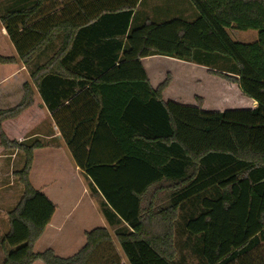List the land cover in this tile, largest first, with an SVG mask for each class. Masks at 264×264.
<instances>
[{
	"label": "trees",
	"instance_id": "16d2710c",
	"mask_svg": "<svg viewBox=\"0 0 264 264\" xmlns=\"http://www.w3.org/2000/svg\"><path fill=\"white\" fill-rule=\"evenodd\" d=\"M47 1L0 6V28L18 53L0 55V63L29 64L59 39L31 78L76 164L104 198L108 224L124 225L115 238L128 264H264V0H188L198 13L192 20L133 25L140 0H74L71 19L44 11ZM101 23L119 27L104 31ZM228 29L258 37L234 41ZM79 54L84 59L71 66ZM153 55L225 62L214 74L257 106L207 111L166 101L171 76L154 88L143 64ZM22 91L18 103L0 102V154L24 157L14 173L23 194L8 212L1 264H127L103 227L86 232L72 256L35 252L57 206L30 180L44 142L25 138L48 114L31 83Z\"/></svg>",
	"mask_w": 264,
	"mask_h": 264
},
{
	"label": "crops",
	"instance_id": "0c3cea01",
	"mask_svg": "<svg viewBox=\"0 0 264 264\" xmlns=\"http://www.w3.org/2000/svg\"><path fill=\"white\" fill-rule=\"evenodd\" d=\"M95 1L97 0H86V3L95 4L94 3ZM170 1L178 3V2H183L185 0H170ZM0 2H2L0 6L1 8H3L7 0L6 1L1 0ZM106 2L107 0H98L97 4L104 5L106 4ZM143 2H144L143 0H140V2L137 4L134 10V19H135L138 7ZM185 2H188V0ZM50 4L52 5L50 6ZM166 7L158 11V13L160 14L161 20H167V19H171L174 17H181L185 20H192L189 17L184 16L183 15L184 11L182 9L179 10L178 8H176L177 7L176 5H173V9L171 7H167V8ZM66 8H69V13L66 15H63L62 11ZM46 10L55 13L57 17H60V18L69 17L68 19H71L75 17L76 5H75L74 0H48L44 6V11ZM147 18L151 19V17L148 16L146 18L141 19L140 21H144ZM133 24H137V23H132V25ZM100 26H103V28L105 29L104 31H110L111 28L119 27V23H101ZM1 38L2 40L5 38H7V40L9 39L8 41L5 40V44L10 43L12 47L14 48L16 54L7 56V55H2V53L0 52V55L5 56V57L18 58L17 50L13 42L11 41L10 36L8 35L6 31V28L3 25H1V28H0V39ZM58 40L59 39H57V41H55L50 46H47L46 48H44L39 54L36 55V57L29 64H24L20 60H18L15 63H11V64H1L0 63V102L8 103V104L18 103L21 100L22 95H23V91H22L23 84L26 82H29L33 86V90L35 91L37 98L41 102V106H43V108L47 111V114H48L47 118L44 121H42L39 125H37V127L34 129L33 133L30 134V136L25 138V140L26 139H39L44 142V146L42 148L36 149L34 152V162H33V166H32L31 173H30V180L32 184L33 182L34 184L36 183V185H38L39 190L42 191L44 194H46L57 206L56 211L53 214L51 221L47 225L46 230L43 235H45L46 232H49L50 230H56L54 232L58 234L60 231L63 230V227L66 225L70 226V228H73L72 231L75 229L77 231L82 230V234L84 237V241H83L84 243L79 245L80 248L76 249V252H77L81 249V247L86 242V236H85L86 232L91 231L98 227H103V228H108L110 232L113 231V234L112 233L111 234L115 235L116 230L124 225L121 224V225L113 227L108 224V221L106 217L104 216L103 211L101 210L102 208H106L104 205L106 202L104 198L99 193H96V192L94 195L101 196V201L99 203L100 205L99 210L98 212H95V213L92 212V215H89V212L94 210L95 202H94L93 197L95 196L92 197V195H90L87 189V186H85L82 179L83 178L88 179L90 183H91V180L84 174L81 168L76 164L72 156L71 150L67 146L65 139L63 138V135L60 132L59 127L57 126L52 114L48 111L39 93L38 88L32 81V78H31L32 71L35 70L38 66H40L44 62H46L54 54L59 44ZM86 42L87 40L85 41V43ZM83 59H84V56L82 54H79L75 58V61L70 62L71 66L76 65V63H78L79 61L81 62ZM147 60H151V67H158V66H162V64L166 62L167 60L177 61L179 59H175L172 57H166L162 55H153V56L146 57L143 59V64L148 72L149 79L152 82L151 84L154 88H156L155 83H153L152 81L150 66H147L146 64ZM179 61L184 62L182 60H179ZM213 76L214 75L206 74L205 78H207L206 80L214 81L212 79ZM235 85H236V89L238 90V93L241 95L239 99L243 100V97L245 96L242 94L239 86L237 84ZM221 88L224 91H226V93L230 94L228 91L230 90L229 87L225 88L223 87V84H221ZM164 98L166 101L175 100L179 102L178 99L166 98V97ZM248 103L247 104L250 107H247V108L252 109L257 106V102L253 99L248 101ZM189 105H195V104H189ZM242 105L243 104L241 105L235 104V106L237 107H242ZM220 107H224V106H220ZM225 107L226 108H221L219 110H211L209 106H207L206 97H205V104L202 105V108L207 111H224L227 109H243V108H229V106H225ZM42 137L45 138L47 141H44ZM37 155L40 158H37ZM58 155H60V158L65 162V166L67 165V161H66L67 157L70 158L68 160V163H69V165L67 166L68 170H66L64 166L63 167L59 166L61 167V169H59V167H56L55 172L57 176L54 175L52 178L50 177V179H48V182L43 184V182L45 181L47 177L46 174H49V172L44 171V168H43L44 163H46L47 160L52 161ZM56 180L60 182L61 194H59L57 187L54 186V183ZM88 208H90V211L86 212ZM95 219L102 222V224L95 225ZM58 228L60 231L57 230ZM40 239L37 241V243L40 241ZM114 241H117V240L114 239ZM118 248L123 253L121 247L119 246ZM34 250H35V247H34ZM35 252H40V251L36 250ZM76 252H74L73 254H75ZM73 254H71L70 256H72ZM63 257H66V256H63ZM125 260H126V263L128 264L126 257H125ZM39 263L43 264L40 261Z\"/></svg>",
	"mask_w": 264,
	"mask_h": 264
},
{
	"label": "rangeland",
	"instance_id": "374dc122",
	"mask_svg": "<svg viewBox=\"0 0 264 264\" xmlns=\"http://www.w3.org/2000/svg\"><path fill=\"white\" fill-rule=\"evenodd\" d=\"M143 1L144 2L137 9L135 16L137 20L134 19V23H138L141 19L146 18L148 16L151 17L150 20L152 21H160L161 19L158 11L162 10L166 6L171 7L173 9V5H176V8H178L179 10L182 9L184 11L183 15L189 17L190 19L195 18L198 15L196 9L192 6V4L189 1L185 2L187 0L178 3L171 2L170 0ZM8 2H6L4 6H6ZM1 3L2 2H0V4ZM51 5L52 4H50V6ZM228 32L234 41L239 42H253L258 37V32L255 30L243 31L238 29H228ZM5 40L8 41L9 39H0V52L2 53V55H15L16 53L14 48L10 43L5 44ZM182 61L184 62H180L179 60H167L162 64V66L158 67H151V60L146 61L147 66H150L152 81L153 83H155L156 88L166 79L168 74L171 76V82L169 86L164 90L163 97L178 99L179 102L184 104H195L200 106L205 104L206 97L207 106H209L211 110H219L221 108H226L225 106H229V108L250 107L248 105V101L252 99L248 98L247 96L243 97V100L239 99L241 95L238 93L235 83L227 81L219 75L214 74L215 71H219V69L225 65V62L210 58L209 64L210 62L211 64L207 66L197 61ZM206 74L214 75L215 77H212L214 81L206 80ZM225 80L229 83H227ZM221 84H223V87L225 88L229 87L230 90L228 91L230 94L226 93V91L221 88ZM235 104L243 105L242 107H237L235 106ZM42 139H44V141H47L43 137ZM38 155L37 158H40ZM69 159L70 158L67 157L66 166L65 162L60 158V155L55 157V159H53L52 161L47 160L46 163H44L43 168L44 171L49 172V174H46L47 177L43 184L47 183L50 177L52 178L54 175L57 176L55 172L56 167L64 166V168L68 170L67 166L69 165ZM23 163V154L18 151L1 152L0 154V238L4 236L9 229L8 212L15 207V205L23 194V184L20 182L19 178L14 174L16 171L22 168ZM61 167H59V169H61ZM82 180L85 186H87L90 195H92V197L95 196L93 197L95 202L94 210L89 212L90 208H88V210L86 211L89 212V215H92V212L95 213L99 210L101 196L94 195L95 190L88 179L83 178ZM33 186L39 190L38 185H36V183ZM54 186L57 187L59 194H61L60 182L58 180L55 181ZM101 210L104 213V208H102ZM101 224L102 222L95 219V225ZM72 229L73 228H70V226L66 225L63 227L62 231H60L59 228L57 229L58 231H60L58 234L54 232L56 230H50L49 232H46V234L43 235L40 241L35 245V251L37 250L41 252L47 248H52L57 255L66 257L70 256L71 254L76 252V249L80 248V244L84 243L82 230L77 231L75 229L72 231ZM111 233L113 234V231H111ZM113 237L115 240H117L115 238V235H113ZM115 242L118 246L119 242ZM121 255L124 261L126 262L124 254L122 252ZM3 259L4 254L0 247V264L3 262ZM37 264L41 263L38 262Z\"/></svg>",
	"mask_w": 264,
	"mask_h": 264
}]
</instances>
